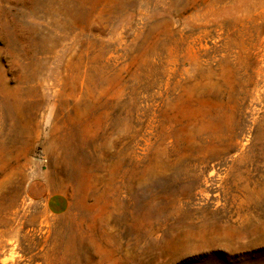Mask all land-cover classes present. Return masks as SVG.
Here are the masks:
<instances>
[{
    "label": "rangeland",
    "instance_id": "rangeland-1",
    "mask_svg": "<svg viewBox=\"0 0 264 264\" xmlns=\"http://www.w3.org/2000/svg\"><path fill=\"white\" fill-rule=\"evenodd\" d=\"M0 264H264V0H0Z\"/></svg>",
    "mask_w": 264,
    "mask_h": 264
}]
</instances>
